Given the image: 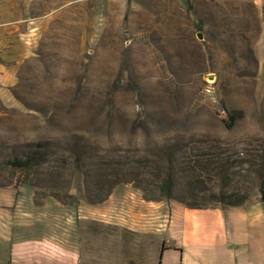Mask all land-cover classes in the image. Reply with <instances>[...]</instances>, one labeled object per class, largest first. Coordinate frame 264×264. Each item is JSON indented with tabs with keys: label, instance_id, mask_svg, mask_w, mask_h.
Returning <instances> with one entry per match:
<instances>
[{
	"label": "rangeland",
	"instance_id": "1",
	"mask_svg": "<svg viewBox=\"0 0 264 264\" xmlns=\"http://www.w3.org/2000/svg\"><path fill=\"white\" fill-rule=\"evenodd\" d=\"M251 1L191 0L188 8L184 0L187 11L169 15L174 30L155 28L154 16L137 9L121 29L111 26L100 49L81 35L61 44L46 36L0 101V183L32 182L65 202L75 201L74 175L96 201L119 184L146 200L199 207L220 188L258 200L264 0ZM35 143L45 161L36 173L8 166ZM237 160L245 162L222 180L221 162Z\"/></svg>",
	"mask_w": 264,
	"mask_h": 264
},
{
	"label": "crops",
	"instance_id": "2",
	"mask_svg": "<svg viewBox=\"0 0 264 264\" xmlns=\"http://www.w3.org/2000/svg\"><path fill=\"white\" fill-rule=\"evenodd\" d=\"M137 9L154 16L155 28L171 30L179 25L170 13L187 11L184 0H7L0 13V101L8 100L15 69L46 36L61 44L81 35L100 49L111 26L121 29ZM80 181L74 175L72 205H36L25 184L0 187V264H264V201L192 209L146 200L131 184H119L90 204Z\"/></svg>",
	"mask_w": 264,
	"mask_h": 264
},
{
	"label": "trees",
	"instance_id": "3",
	"mask_svg": "<svg viewBox=\"0 0 264 264\" xmlns=\"http://www.w3.org/2000/svg\"><path fill=\"white\" fill-rule=\"evenodd\" d=\"M230 122H233L234 118L229 115L228 116ZM27 147H31L32 149L29 150L22 158H13L12 160H10L7 164L10 168L12 169H19V170H23L28 174H34L37 172V168L43 164L44 161V155L40 152V149L42 148L41 144L39 143H35V144H28ZM258 158L252 160V164L255 167H259L262 168L264 170V156H257ZM243 162L245 161H241V160H237V161H233V163H228L227 161H222L221 162V168H222V180H224L225 178H227L226 172L227 170L232 167V166H239L241 165ZM24 184L28 185L32 191H33V195H32V200L33 203L36 205H39L43 202V200L45 198H52L55 201L61 203V204H65V205H72L75 203V201L73 200V198L67 196V198L70 201H63L60 200L59 197L57 195L54 194H41L40 193V187L36 186V184L32 183V182H23ZM10 183L8 184H2L0 183V187H6L9 186ZM136 187V186H135ZM137 188V187H136ZM112 188H110L105 195L102 198H99L97 201L96 200H91L90 197H86L87 201L90 204H95L98 202L103 201L106 196L110 193ZM256 195H258L259 199L258 200H254V201H264V175L258 177V188L255 191ZM252 193H250V191H243V192H239L236 190H230V191H226L223 188L218 189V191L213 192L212 195V202L211 204H209L208 206H195V205H190V204H186L181 202L182 204H184L186 207L188 208H192V209H207V208H214V207H235V206H241L245 203H251V202H247L248 198L251 196Z\"/></svg>",
	"mask_w": 264,
	"mask_h": 264
},
{
	"label": "water",
	"instance_id": "4",
	"mask_svg": "<svg viewBox=\"0 0 264 264\" xmlns=\"http://www.w3.org/2000/svg\"><path fill=\"white\" fill-rule=\"evenodd\" d=\"M196 37H197L198 39H202V36H201L200 33H197V34H196Z\"/></svg>",
	"mask_w": 264,
	"mask_h": 264
}]
</instances>
